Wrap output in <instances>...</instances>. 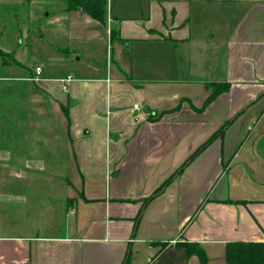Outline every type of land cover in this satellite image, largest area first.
<instances>
[{
    "label": "crops",
    "instance_id": "crops-1",
    "mask_svg": "<svg viewBox=\"0 0 264 264\" xmlns=\"http://www.w3.org/2000/svg\"><path fill=\"white\" fill-rule=\"evenodd\" d=\"M23 1L0 0V8ZM107 2L116 40L99 74L77 52L73 68L56 52L37 62L25 43L29 29L16 30L19 66L0 75V90L3 82L23 88L6 106L0 98V171L24 169L0 174V264H124L128 256L130 264H201L176 245L186 242L200 246L208 264H228L229 242H264V0ZM81 11L52 18L56 35L68 47L73 40L107 46ZM8 16H0L8 21L0 23L1 48L3 30L16 25ZM207 83L230 89L200 111L212 93ZM36 97L55 122L43 138L50 123H35ZM53 164L63 166L60 174L46 171ZM20 177L46 183L36 194V184L35 191L17 184ZM22 208L44 223L11 215Z\"/></svg>",
    "mask_w": 264,
    "mask_h": 264
},
{
    "label": "rangeland",
    "instance_id": "rangeland-1",
    "mask_svg": "<svg viewBox=\"0 0 264 264\" xmlns=\"http://www.w3.org/2000/svg\"><path fill=\"white\" fill-rule=\"evenodd\" d=\"M18 9V11H17ZM60 11H62L63 13L66 14H71L77 10H68L66 6H64L63 4H60L59 0H52L49 3L46 0H24L22 2V5H16V7H11V6H5L3 8H0V16L3 14L5 15V17L8 19L9 16L8 14L13 13L16 16V25H7L8 28L3 30V35L6 38L2 39V44L4 45L3 48L0 47V50L10 53L9 55L10 60H5L7 62V65L11 66L13 65L11 58H16L17 56L20 55V53H18L15 48L17 49V47H19V42L18 41H22L23 40V35L22 34H18V32H16L17 29H23L24 26H26L29 29V36L31 38V41H27L26 40V47L27 49L31 52L34 53L35 55H37V62H40V57L41 55H45L50 52V53H54L56 52L57 54H60L62 56H68V61L70 62V67H74V63H76L75 60V55H73L75 52L78 53L79 56H82L81 61L84 63H87L88 66H92L96 69H99V71H92L95 72L96 74L102 73L104 68L106 70L107 65L110 64L111 61V44L116 40V36L115 33L113 32V30H111L110 27V20H107V23H102L92 17H90L88 14H86L84 11H81L82 13L86 14L89 18L95 20L98 23V27L97 29L99 30V33H102V36L99 38H102L103 36H105V40L108 45L110 46V49H107V55H106V45H102V41L99 43V45L96 44H80L79 41L77 40H73L70 41V47L65 45V40L66 39H62L59 38L58 35H56V31L54 28V24L49 23L50 21H52V18H56L58 16L64 15V14H58L61 13ZM31 14H34V19L33 21L31 20ZM8 22V21H7ZM5 21V19H1L0 23L4 24L7 23ZM226 23H230L231 21H225ZM196 22H193L192 24H195ZM84 24V23H83ZM85 25V24H84ZM85 26H88L85 25ZM9 27H11L15 32H10ZM53 39L58 40V43L60 42H64V43H60L57 45V47H53V43L55 41H53ZM57 43V42H56ZM93 43H97V42H93ZM105 47V48H104ZM85 50V52L83 50ZM19 51H20V47H19ZM18 53V54H17ZM0 63H2V60L0 59ZM11 64V65H10ZM15 65V64H14ZM106 65V66H105ZM97 66V67H96ZM10 68V67H8ZM8 68H5V72L6 74H8ZM11 72V71H9ZM3 73V71H2ZM8 84H12V83H7ZM6 85L3 84L1 90H0V98L5 99L4 101V105L6 106V99L8 98V96H21L22 94L20 93L21 88L23 87L22 85H18V86H13V87H6ZM12 86V85H11ZM9 89H13L10 90L8 92ZM2 91V93H1ZM27 89H25L24 94L26 93ZM16 92L19 95H16ZM34 96H44L43 94H41L39 91L37 92V89L35 91ZM37 100L35 101V110H36V114L35 117L36 119H40V121L38 122V120H35L36 124H43V119L46 120L48 117V111L45 109H41L40 108V104L42 103L41 99L36 97ZM239 120V119H238ZM50 123V127L48 128L47 126H45L44 124ZM232 123V122H231ZM230 123V124H231ZM44 126L45 128L42 131V135L40 138L46 137L47 134H49V132L45 131L46 129H50L53 127L55 122H50L49 120H46L44 122ZM230 124H227L225 129L229 127ZM53 125V126H52ZM52 126V127H51ZM259 128L263 130L264 132V118L262 123L259 125ZM225 129L224 132L225 133ZM51 134L55 135L54 132H51ZM39 137L36 136L35 140H38ZM43 140V139H41ZM37 148V147H36ZM34 149L35 152H41L42 150L39 149ZM20 151V150H19ZM58 154L60 155L59 151ZM60 164V163H59ZM259 165V170H264V158L262 157L261 163L258 164ZM8 167V168H7ZM63 166L61 165H52L51 167L46 165L47 168V172H51V174H60V170L62 169ZM5 171H0V174H7V175H11V172H21L24 168H22V165L19 166H14V165H7L4 166ZM19 169V170H18ZM22 169V170H21ZM50 169V171L48 170ZM11 178V177H9ZM20 181H17V184H22V187H25L26 189H28L29 191H35L34 190V186L36 184V194L38 192V190H41L40 188L42 187V185L44 183H46V181L40 182L39 181H35V182H31V181H25L24 178L20 177ZM4 186H8L10 187V185L14 186V189H22L21 186L19 185H14L11 184L10 181L8 180H4L3 181ZM46 185V184H45ZM49 185V184H48ZM41 186V187H40ZM51 189L53 190V188L51 187ZM261 195H264L263 193ZM35 203L37 205H41L38 204L36 201ZM56 203V202H55ZM34 205V204H33ZM32 205L31 208H34ZM56 210L59 212L60 208L57 203L55 205H53ZM2 205H0V217L2 219V217H6V213L3 212L4 210H2ZM30 209L26 210L25 208H22L20 210H18L19 213L16 214H11V215H15L16 219H21V218H25L24 213L27 212V215L29 216V218L31 219L29 222L34 223L35 225H41L44 222H42L43 220V215L39 214L36 217H32L30 215H32L33 213L30 212ZM58 213L56 214H52V219L54 218V221L58 220L57 217ZM56 216V217H54ZM4 225V224H3ZM8 228L5 226V228H3V231L7 230Z\"/></svg>",
    "mask_w": 264,
    "mask_h": 264
},
{
    "label": "trees",
    "instance_id": "trees-1",
    "mask_svg": "<svg viewBox=\"0 0 264 264\" xmlns=\"http://www.w3.org/2000/svg\"><path fill=\"white\" fill-rule=\"evenodd\" d=\"M66 7L68 10H82L90 17L102 22L107 23L109 16V7L107 0H65ZM10 53L0 50V75L6 74L5 68H8L7 62L5 60H10ZM12 64L19 66L15 58H11ZM11 65V64H10ZM22 67V66H21ZM6 85L5 82H3ZM2 84V86H3ZM6 87H13L6 85ZM206 87L212 90L211 95L206 99L200 111H204L220 94L227 92L230 89L228 83H207ZM23 88V87H22ZM21 88V89H22ZM13 89H9L8 92ZM2 93V91H1ZM176 108L175 110H177ZM174 110V111H175ZM173 111V110H172ZM65 112L68 114V110L65 109ZM233 120L228 121L218 132H216L204 145H202L186 162L189 163L192 161L198 154H200L207 146L211 145L217 138H219L226 127L227 124H230ZM185 164V165H186ZM185 165L183 167H185ZM180 172L172 176L168 181H166L154 195H157L163 191V189L170 183V181L178 176ZM155 197V196H154ZM150 197L145 199L143 203L144 208L148 201L152 199ZM177 246L184 247L187 250L188 255H197L200 259L201 264H208V258L205 251L195 243H177ZM226 261L228 264H264V242L257 241H233L229 242L226 245ZM124 264H130V257L128 256Z\"/></svg>",
    "mask_w": 264,
    "mask_h": 264
},
{
    "label": "built area",
    "instance_id": "built-area-1",
    "mask_svg": "<svg viewBox=\"0 0 264 264\" xmlns=\"http://www.w3.org/2000/svg\"><path fill=\"white\" fill-rule=\"evenodd\" d=\"M41 70V68L40 67H37V71L39 72ZM72 80V77H68V78H66L64 81H63V86H62V89H63V91L64 92H66L67 91V84L70 82ZM134 108L135 109H139V105L138 104H135L134 105Z\"/></svg>",
    "mask_w": 264,
    "mask_h": 264
}]
</instances>
